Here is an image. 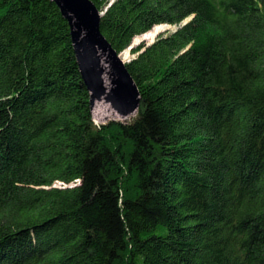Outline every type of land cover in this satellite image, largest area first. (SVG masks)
Returning a JSON list of instances; mask_svg holds the SVG:
<instances>
[{
    "label": "trees",
    "instance_id": "1",
    "mask_svg": "<svg viewBox=\"0 0 264 264\" xmlns=\"http://www.w3.org/2000/svg\"><path fill=\"white\" fill-rule=\"evenodd\" d=\"M90 1L131 121L92 120L53 2L0 0V264H264V0Z\"/></svg>",
    "mask_w": 264,
    "mask_h": 264
},
{
    "label": "water",
    "instance_id": "2",
    "mask_svg": "<svg viewBox=\"0 0 264 264\" xmlns=\"http://www.w3.org/2000/svg\"><path fill=\"white\" fill-rule=\"evenodd\" d=\"M49 1L68 23L94 123L126 122L136 116L140 106L138 89L127 71V62L102 36L98 9L90 0Z\"/></svg>",
    "mask_w": 264,
    "mask_h": 264
},
{
    "label": "rangeland",
    "instance_id": "3",
    "mask_svg": "<svg viewBox=\"0 0 264 264\" xmlns=\"http://www.w3.org/2000/svg\"><path fill=\"white\" fill-rule=\"evenodd\" d=\"M166 30H170V28L167 27L165 30L161 31V32L158 33V34L164 33ZM158 34L153 35V36H151V37H143V36L137 37V38H135V39L133 40L132 46H136V45H138V44H140V43H143V42H144V43H151V42L155 39V37H156ZM120 58H121L124 62L129 61V60L132 58V55H131V53H130V50L128 49V50L122 52V53L120 54ZM134 117H135V116H134ZM134 117H132L130 120L127 119L126 121H131ZM124 122H125V121H124Z\"/></svg>",
    "mask_w": 264,
    "mask_h": 264
},
{
    "label": "bare ground",
    "instance_id": "4",
    "mask_svg": "<svg viewBox=\"0 0 264 264\" xmlns=\"http://www.w3.org/2000/svg\"><path fill=\"white\" fill-rule=\"evenodd\" d=\"M165 26H156L151 31L147 32L146 34L142 35L143 37H151L163 31Z\"/></svg>",
    "mask_w": 264,
    "mask_h": 264
}]
</instances>
